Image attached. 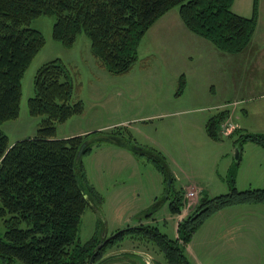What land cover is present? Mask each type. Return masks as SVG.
<instances>
[{
  "label": "rangeland",
  "instance_id": "obj_1",
  "mask_svg": "<svg viewBox=\"0 0 264 264\" xmlns=\"http://www.w3.org/2000/svg\"><path fill=\"white\" fill-rule=\"evenodd\" d=\"M172 9L177 12L176 7ZM231 11L255 18L249 45L239 54H229L233 58L226 60L230 61L228 71L222 69L226 63L213 59L202 72L190 69L184 76L175 74L177 66L172 58L166 64L163 53L222 52L208 42H197L206 43L201 38L173 43L171 32L176 29L171 22H157L148 29L130 70L111 74L92 56L85 34L66 48L52 37L53 17L42 15L31 21L29 26L42 34L44 45L22 76L19 116L0 125L9 144L35 135L40 117L28 113L27 101L34 94L37 70L55 59L77 73L73 95L82 102L81 113L56 125V138H84L100 132L124 143L88 138L89 149L80 165L83 187L95 207L88 203L81 215L79 244L140 225L156 227L175 239L176 222L186 219L199 199L230 192L231 167L236 191L264 188V148L250 140L235 144L242 134H264V0H232ZM210 81L232 87L231 103L220 108L210 103ZM218 112L225 113L217 127L219 139H213L205 126ZM225 123L235 127L228 136L220 133ZM151 150L163 157L164 168L153 155L149 157ZM187 188L197 190V199L180 216ZM172 197L181 207L179 214L170 209ZM3 231L0 220V235ZM128 250L142 254L144 264V256L150 264L164 263L159 249L125 233L103 248V256L92 264ZM184 254L189 264H264V201L235 203L212 212L193 232ZM104 264L139 263L118 255Z\"/></svg>",
  "mask_w": 264,
  "mask_h": 264
},
{
  "label": "trees",
  "instance_id": "obj_2",
  "mask_svg": "<svg viewBox=\"0 0 264 264\" xmlns=\"http://www.w3.org/2000/svg\"><path fill=\"white\" fill-rule=\"evenodd\" d=\"M231 4L232 0H0V125L19 116L22 76L44 45L42 34L29 26L33 19L53 17L52 37L66 48L79 34H85L99 66L111 74H124L137 59L142 36L175 7L187 31L217 51H243L255 32V18L235 14ZM76 79L77 73L72 74L59 59L41 65L34 76V94L27 101L28 113L40 117L35 135L9 144L0 131V220L4 227L0 264H89L93 254L98 260L103 248L125 233L159 249L163 264H189L184 246L205 217L235 203L264 201V188L236 191L233 169L230 192L199 199L193 212L177 224L175 239H168L156 227L140 225L119 230L106 242L105 237H92L79 244L76 236L81 215L94 200L83 187L77 152L88 138L124 143L100 132L84 138H56V125L82 112V102L73 95ZM224 113L207 120L206 131L213 139H219L217 127ZM244 140L264 148V134H242L235 144ZM88 147L89 143L83 153ZM147 153L165 167L159 153ZM169 205L173 213H180L176 200H170ZM118 255L144 264L142 254L129 250L109 255L100 264Z\"/></svg>",
  "mask_w": 264,
  "mask_h": 264
},
{
  "label": "crops",
  "instance_id": "obj_3",
  "mask_svg": "<svg viewBox=\"0 0 264 264\" xmlns=\"http://www.w3.org/2000/svg\"><path fill=\"white\" fill-rule=\"evenodd\" d=\"M167 21L174 24L173 26H171L172 29H176L175 31L171 32V34H173V36L170 38L173 39V43H178V41H181V40L186 41V42L188 40H194V41L199 40V39H197L199 37H197V36H195V35H193L187 31V29L183 26L181 20L179 19L177 12L174 11L173 9L168 11L167 13H165L159 19H157L153 25L155 26V24H157V22L160 24H163ZM151 27L149 29H151ZM202 40H204V39H202ZM197 42H200V43L202 42L201 44H208L209 43V42L207 43V41H206V43H203L205 41H197ZM210 45H206V46H210ZM163 54H164V59H165L166 64L171 63L170 60L172 58V60H171L172 63L175 66H177V68L175 70V74H178L179 76L180 75L184 76L186 73L191 72L190 69H192V72L193 71L194 72H202L205 69V67L207 65H209L210 61H213V59L216 62L222 63V61H223V63H226V64H224L225 68H222V69L225 71H228V68L226 65H229L228 63L233 58V57H229V54H226V53H190L189 50L185 53H163ZM230 55H234V54H230ZM260 56L262 57V53ZM229 59H230V61L226 62V60H229ZM199 74L201 75V73H199ZM210 83H211V88H210L211 96L209 99L210 103L218 106V108L223 107L227 103H231V100H229V99H232L230 96V94L232 92V87L230 89L229 84L224 83L223 86L219 87V86H217L216 83H214V82L212 83V81H210ZM228 91H229V93H228ZM216 106H214V107H216ZM233 168L234 167H231L229 169V173L231 172V170H233ZM187 189H189V188H187Z\"/></svg>",
  "mask_w": 264,
  "mask_h": 264
},
{
  "label": "built area",
  "instance_id": "obj_4",
  "mask_svg": "<svg viewBox=\"0 0 264 264\" xmlns=\"http://www.w3.org/2000/svg\"><path fill=\"white\" fill-rule=\"evenodd\" d=\"M234 126L229 124V123H225L221 129H220V133L223 135V136H228L230 135L233 130H234ZM185 198L187 199V203L186 205L184 206L183 210L181 211V215L180 216H183V215H186L188 210L192 207V201H196L197 199V190L194 189V188H189L186 193H185ZM148 257L145 258L144 256V261L146 264H150V259H148Z\"/></svg>",
  "mask_w": 264,
  "mask_h": 264
},
{
  "label": "water",
  "instance_id": "obj_5",
  "mask_svg": "<svg viewBox=\"0 0 264 264\" xmlns=\"http://www.w3.org/2000/svg\"><path fill=\"white\" fill-rule=\"evenodd\" d=\"M87 143H89V142H88V141H87V142H84V143H82V145L80 146V148H79V150H78V152H77V155H76V160H77V161H79V160L81 159V156H82V154H83V150H84V148H85V146H86ZM135 151H141V150H140V148H137V149H135ZM88 203H91L92 206L95 207V203L90 202V201H89ZM95 210H96V209H95ZM119 233H120V231H118V232L114 233L113 235H111L110 237L106 238V239H105V242L108 241L109 239L115 237V236L118 235ZM101 237L104 238V236H101ZM100 247H101V245H98V246H97V249H99ZM134 254H138V253L134 252ZM94 256H95V254H93V255L91 256L90 261H89V264H92L93 259H94ZM105 257H107V256H105ZM105 257H103V258H105ZM94 264H97V262L94 263Z\"/></svg>",
  "mask_w": 264,
  "mask_h": 264
}]
</instances>
